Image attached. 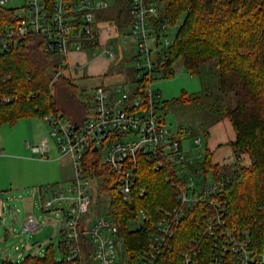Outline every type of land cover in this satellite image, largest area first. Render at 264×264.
Wrapping results in <instances>:
<instances>
[{
    "label": "built area",
    "instance_id": "1",
    "mask_svg": "<svg viewBox=\"0 0 264 264\" xmlns=\"http://www.w3.org/2000/svg\"><path fill=\"white\" fill-rule=\"evenodd\" d=\"M10 1L0 0V7L11 10L15 19L14 25L0 29V51L21 45L28 36H38L42 38L43 51L56 55L59 65L66 68L68 54L81 50L84 42L95 39L99 43L103 30L132 40L136 49L131 57L137 63L130 68L132 78L127 79L124 72L122 82L100 83L86 92L90 111L82 124L60 112L44 118L50 125V138L57 151L61 156L68 155L73 167L68 186L38 190L41 198H46L41 204L42 211L58 210L62 214L60 229L65 259L74 263L83 258L81 242L86 240L92 247L88 255L95 264H116L117 247L123 248L119 225L113 218L106 214L92 215L91 199L98 178L87 164L86 152L90 150L113 175V183L124 201L131 199L140 156L152 163L155 170L164 165L169 167L166 181L177 190L176 204L160 210L149 241L133 264H156L187 211L198 213V220L195 235L180 252L182 264L264 263V255L251 249L248 240L238 236L225 222L224 180L195 167V161L202 156L200 138L194 137L191 147H183L182 136L186 131L170 135L166 128L160 91L152 87L155 75L162 77L158 68L165 59L163 50L170 45L171 26L161 20L158 0H129L130 20L125 32H119L114 22L96 20L95 11L109 7L108 0H23L21 6L14 8L7 6ZM106 53L114 57L111 49ZM50 149L49 137L32 147L42 158H46ZM143 194L141 189L139 195ZM139 212L143 222L137 228L147 221L143 211ZM38 227L35 218L27 216L24 231L33 232Z\"/></svg>",
    "mask_w": 264,
    "mask_h": 264
},
{
    "label": "trees",
    "instance_id": "2",
    "mask_svg": "<svg viewBox=\"0 0 264 264\" xmlns=\"http://www.w3.org/2000/svg\"><path fill=\"white\" fill-rule=\"evenodd\" d=\"M108 1L109 7L95 11L96 20L114 22L119 32H125L130 20L129 0ZM158 2L161 20L174 26L182 18L173 42L163 50L165 59L158 69L164 78L169 77L174 73V63L181 59L184 68L198 76L201 84L196 93H183L170 101H161V110L168 112L178 104L198 105L211 125L223 119L229 122L234 133L229 142L235 158L231 170L219 173L207 146L200 160L195 161V167L224 180L222 198L226 201L227 226L246 238L256 253L264 255V0ZM14 24L12 11L0 7V29ZM97 44L95 39L83 43L94 50ZM60 71L59 58L43 51L42 38L38 36H28L21 45L0 51V126L15 124L26 117L45 118L57 112L82 124L90 111L86 89H78ZM125 71L127 79L133 77L130 68ZM230 95L235 99L233 107L224 99ZM244 155L248 164L241 161ZM86 160L98 178L92 206L102 203L99 198L104 197L106 215L119 225L126 262L133 264L148 243L160 210L176 204L177 190L166 181L169 167L164 165L155 170L152 163L140 156L131 199L124 201L113 183V175L100 163L99 156L88 150ZM141 189H144L143 195H139ZM138 211H143L147 221L132 229L129 223ZM197 220L198 213L187 211L156 264H182L180 252L195 235ZM59 233L63 253L61 229ZM1 264L86 262L79 257L73 263L64 255L61 261H56L51 245L43 256L28 254L19 262L5 259Z\"/></svg>",
    "mask_w": 264,
    "mask_h": 264
},
{
    "label": "rangeland",
    "instance_id": "3",
    "mask_svg": "<svg viewBox=\"0 0 264 264\" xmlns=\"http://www.w3.org/2000/svg\"><path fill=\"white\" fill-rule=\"evenodd\" d=\"M22 4L23 0H12L7 6L14 8ZM181 21L182 18L168 30L170 44ZM131 41L119 37L115 43L99 46L97 54L90 46L83 45V52L90 60L96 58L97 67H102L101 72L106 69L100 77H87L90 75L91 67L86 68L85 74L82 71V64H79L80 67L74 66L70 61L68 67L60 66L62 69L60 73L73 81L78 89H86V92L100 83H120L124 80L125 69L137 65L136 61L131 59L136 52ZM161 43L163 44L162 40ZM107 49L112 50L113 58L106 53ZM106 61L109 64L108 68ZM173 69V75L166 78L155 75L153 79L152 87L160 91L162 102L178 98L183 93H196L201 88L198 76L190 74L184 68L181 59L174 63ZM224 99L229 106L235 105V99L231 95L225 96ZM161 113L170 135H175L179 130L186 131L182 136L183 147H191L193 138L199 137L203 143L200 147L201 152L205 146L208 147L212 162L218 165V172L231 170L235 158L229 142L234 138V133L227 120L223 119L211 125L201 108L192 104H178L168 112L161 110ZM50 131L46 119L38 117L21 118L15 124L6 123L0 126V264L5 259L14 263L19 262L28 254L43 256L51 245L56 261L63 258L59 245L62 214L58 210L42 211L41 204L46 198H41L38 188L68 186L73 176V167L69 156H61L57 151L54 141L50 138ZM44 137H49L51 145L46 158L40 157V154L32 150V147L40 142L38 140ZM242 158L244 164L249 163L246 155ZM224 166H227V169L223 168ZM207 180L211 181L210 175ZM17 186L23 188L17 189ZM35 187L37 190H34ZM99 200L102 203L93 205L92 215L105 216L107 202L104 197H100ZM27 214L33 215L39 223L36 231H24L23 224ZM142 222V214L138 211L129 226L135 229ZM81 244L84 263L95 264L94 259L88 255V250H92L89 241H82ZM119 248L118 246L116 264H127L123 248L122 250Z\"/></svg>",
    "mask_w": 264,
    "mask_h": 264
},
{
    "label": "crops",
    "instance_id": "4",
    "mask_svg": "<svg viewBox=\"0 0 264 264\" xmlns=\"http://www.w3.org/2000/svg\"><path fill=\"white\" fill-rule=\"evenodd\" d=\"M118 36H113V34L107 32L106 30H103L100 32L99 34V43L97 44V48L94 50V52L97 54L98 52V47L99 46H103V45H106L108 43H115L117 40H118ZM120 40V39H119ZM133 45V43H131ZM130 44V45H131ZM131 45V46H132ZM92 59V58H91ZM71 62L72 64L71 65H74V66H79V64H82V71L83 73L86 74V68L87 67H91L90 70V75L88 74L87 77H90V78H94V77H100L101 75H103L105 72H106V69L104 71L101 72L102 70V67H97V64L96 63V58L95 59H92L90 60L89 57L87 56L86 53L83 52V50H79V51H76V50H73L71 51L69 54H68V62ZM81 61V62H80ZM106 64H107V68L109 67V64L107 63L106 61ZM70 65V63H69ZM80 67V66H79ZM85 69V70H84ZM127 69V68H126ZM108 70V69H107ZM125 72V71H124ZM38 141H41L40 139ZM37 145V144H36ZM12 183L10 182V185ZM18 188L17 189H22L23 186H17ZM40 188V187H39ZM38 188V189H39ZM16 189V188H15ZM37 190V187L34 188V190ZM27 201H30L29 199H27ZM31 214H27V216H29ZM26 216V218H27ZM33 216V215H32ZM26 220V219H25ZM25 222V221H24ZM8 233V232H6ZM28 247V246H27ZM22 257V256H20ZM19 257V258H20Z\"/></svg>",
    "mask_w": 264,
    "mask_h": 264
},
{
    "label": "water",
    "instance_id": "5",
    "mask_svg": "<svg viewBox=\"0 0 264 264\" xmlns=\"http://www.w3.org/2000/svg\"><path fill=\"white\" fill-rule=\"evenodd\" d=\"M93 149L96 150V147H94Z\"/></svg>",
    "mask_w": 264,
    "mask_h": 264
}]
</instances>
